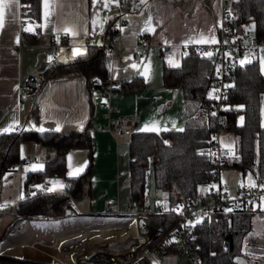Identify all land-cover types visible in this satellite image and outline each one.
Instances as JSON below:
<instances>
[{"label":"trees","instance_id":"obj_1","mask_svg":"<svg viewBox=\"0 0 264 264\" xmlns=\"http://www.w3.org/2000/svg\"><path fill=\"white\" fill-rule=\"evenodd\" d=\"M22 1L27 3L32 24L31 31L22 28L25 30L22 31V39L32 42L39 32L40 0ZM226 6L230 13L228 22L234 33H242L248 29L247 23L254 21L255 37L264 39V0H227ZM114 24V19L104 22L100 32L102 44L88 43L84 54L65 62L55 61L43 70L42 75L50 77L57 72L81 73L89 91L108 81L111 84L109 46L114 39ZM207 54L200 53L190 45L181 51L177 65L162 60V85L181 90L183 122L180 128L155 131L128 129V198L139 206L147 193V172L151 173L152 186L165 192V203H176L185 209L188 202L201 197L197 193L198 184L205 182L216 170L215 163L206 153L211 131L215 127V103L208 93L210 83L215 78V62L212 53L211 56ZM256 57L244 63H234L227 76L230 84L222 100L227 107H219L218 114L224 119V126L234 134L235 149L232 154L225 156L220 167L236 168L240 170L241 176L250 175L254 182H261L264 181V125L260 123V101L264 94V74L259 69ZM91 76L97 79V83H90ZM142 86V77L134 75L107 89L134 91ZM91 110L92 102L89 99V113ZM237 112L242 114L241 122L236 121ZM23 140H30L40 146L43 167L27 169L22 181L23 197L13 207L0 210V240L19 215L27 217L41 214L50 218L63 215L72 206L71 199L64 191L73 198H79L92 167L87 124L83 128L59 131L13 129L0 132V179L4 172L12 170L22 160L19 144ZM75 147L85 149L86 162L78 175L69 177L66 173V154ZM48 176L62 179L64 187L61 191L44 192L41 187H37ZM261 213L260 208L247 206L204 214L192 226L198 264H257L256 259L242 253L241 244L243 236L250 230L252 220ZM175 218L169 211L162 212V229L173 224ZM122 220L115 224L128 221ZM239 255L245 260H234ZM0 258L9 259L1 254ZM0 264L4 263L0 261Z\"/></svg>","mask_w":264,"mask_h":264},{"label":"crops","instance_id":"obj_2","mask_svg":"<svg viewBox=\"0 0 264 264\" xmlns=\"http://www.w3.org/2000/svg\"><path fill=\"white\" fill-rule=\"evenodd\" d=\"M226 1L127 0L120 8L108 6L103 14H98L94 0H48L47 8L44 0H40L39 32L34 41L26 42L22 39V31L30 29L32 24H23L26 26L22 29L18 22L20 4L16 0L14 16L6 13L4 26L0 28V132L6 128L79 129L87 124L92 167L84 199H88L87 210L96 214L94 223L73 222L72 226L65 229L50 227L48 231L34 234L28 242L46 243L45 246L50 247L47 244L56 235L108 226L98 222L115 217L97 215L106 205H111L112 209L124 208L129 194L128 169L121 164L127 165L128 162L129 133L110 132L101 126L122 116V126L130 131L180 128L183 122L181 90L162 85L161 66L162 60L166 59L161 54L180 56L181 51L190 45H214L219 36L218 26ZM46 11L48 16L45 15ZM149 17L151 23L148 30H145V22ZM108 19H114L116 27L110 47L109 79L116 85L139 75L143 79L141 88L134 91L107 89L101 92V88L95 87L89 91L81 73L57 72L50 77L42 75L51 63L68 61L78 56L77 52L79 55L84 54L88 43H99L102 26ZM66 28L68 32L64 31ZM92 28L97 29L98 33L88 36ZM143 36L148 38V45L144 53L133 60L132 52L141 49L139 42ZM202 40L212 42L201 43ZM164 46L167 51L162 53ZM256 59L264 74L261 64L264 59V43L260 45ZM29 74L39 76L40 87L34 95L20 103L18 84ZM89 99L92 102L91 113ZM35 145L34 148L39 152L40 146ZM77 152L76 148L68 150L66 171L75 167L73 158ZM79 158L77 163L80 164L79 168H83L86 155L80 152ZM32 162L29 168H32ZM16 169L3 173L1 178H8L4 184L11 182L10 175L19 172L17 178L22 185L27 168L20 171ZM56 179L62 183L59 176H48L46 181L50 186L49 183ZM57 190L62 188L57 186ZM79 201L77 198V202L67 208L68 211L63 215L48 219L53 221L79 216L80 211L74 209H79ZM113 203L116 205L113 206ZM26 242L22 239L20 243ZM6 245L9 248L12 244ZM170 254H162V259L173 255Z\"/></svg>","mask_w":264,"mask_h":264},{"label":"built area","instance_id":"obj_3","mask_svg":"<svg viewBox=\"0 0 264 264\" xmlns=\"http://www.w3.org/2000/svg\"><path fill=\"white\" fill-rule=\"evenodd\" d=\"M108 2V3H107ZM127 0H94L96 12L103 14L108 6L115 5L117 8L122 7ZM19 18L20 25L30 24L27 3L19 0ZM107 5V6H105ZM122 9V8H121ZM230 13L227 11V6L224 4L222 8V15L218 26L219 36L215 43L217 48L213 51V45H196L194 46L200 53H212L215 62V78L210 83L211 97L215 103V127L210 134V144L206 148L207 155L210 156L216 165V170L211 177L205 180L206 190L200 195L196 201L188 202L185 209H181L176 203L166 205L159 200V198H150L144 195L141 206L134 201L127 198L124 202V208L118 210L112 209L111 205H106L98 216L115 217L116 219H128V221L136 217L139 220L138 231L143 235L142 240L130 241L127 248L119 250H108L106 248H89L88 243H84L81 248L74 251L72 255L69 254L68 248L72 243L65 239L62 248L56 247L52 240L48 246L53 249V252L42 251L47 255V261H22V260H7L0 259L4 264H148L149 256L155 255L158 257L164 253H172L175 257V264H198V257L196 253L195 236L192 230L193 224L199 220L204 214L210 211L236 210L250 206L253 209L260 208L264 213V181L261 182H236L231 187L226 182H223L219 177L220 164L230 154V151L222 148L217 141V125L220 119L218 114L219 104L226 96V88L228 87L227 76L230 74L234 63L239 62L235 53L243 52L248 56V59H253L258 54L261 44L264 39L255 37L253 30H244L242 33H234L228 22ZM116 27H114V32ZM97 29H90L88 36H95ZM99 44H102L100 41ZM140 50L132 52V59H138L148 45V38L143 36L139 42ZM111 45L109 46L110 49ZM185 47L184 49H187ZM167 51L166 46L161 50L162 53ZM55 56V52L53 53ZM90 83H97V79L91 76ZM110 84V83H109ZM40 87V78L35 74H29L18 84V100H27L34 95ZM122 116L114 118L113 121L101 126L104 130L118 133H128V129L122 126ZM32 162L30 156H23L22 160L17 164H23L25 168H29ZM16 164V165H17ZM15 165V167H16ZM250 183H255L256 187H250ZM42 191L46 192L50 186L45 181L41 185ZM61 191V190H56ZM232 191V193H230ZM71 199L72 205L77 202V198H73L67 191H64ZM116 203H113V206ZM0 204V210H2ZM169 211L175 215V221L167 229H162L161 213ZM78 214H83L79 212ZM27 218L34 219H48L47 216L41 214H34L27 217L21 215L17 216L12 222L7 232L18 231L24 226V220ZM124 224V223H122ZM112 224L110 226H103L97 229H86L79 233H97L104 227H113L122 225ZM87 231V232H86ZM252 229L243 236L241 250L242 253L250 258L256 259L257 264H264V234L255 235ZM74 233L68 234L72 235ZM72 236H69L71 238ZM130 236L123 239H129ZM68 240V241H67ZM29 246L34 247V243H29ZM169 248V249H168ZM27 262V263H25Z\"/></svg>","mask_w":264,"mask_h":264},{"label":"rangeland","instance_id":"obj_4","mask_svg":"<svg viewBox=\"0 0 264 264\" xmlns=\"http://www.w3.org/2000/svg\"><path fill=\"white\" fill-rule=\"evenodd\" d=\"M25 26L26 25H22V28H25ZM97 39L99 40L98 37H97ZM213 46H214V48H213V51H214L217 48V46H215V44ZM116 48H118V47H116ZM161 57L165 58L166 62L170 65H177L179 63V59H180V56L177 55V56L172 57L170 55V53L161 54ZM235 57L239 62H241V61L245 62L248 60V56L243 52L235 53ZM112 85L113 84L112 83L109 84V81H108L99 88L102 89L101 92H104L105 90H107V88L110 89V87ZM210 90H211V88L209 87V89H208L209 94H210ZM224 106L227 107V105L220 102L219 107H224ZM220 118H221V116H220ZM241 118H242V114L237 112L236 121L241 122V120H242ZM260 123L262 125H264V94L262 95V98L260 101ZM128 125L130 126L129 123H128ZM224 125H225L224 119L223 120L220 119L218 122V125H217V141L219 142V144L222 148L230 151V154H232L234 152V149H235L234 134L231 130L227 129ZM20 144H19V154L21 155V157L23 158V156H30L31 158H33V162H32L31 167L33 165H38V166L41 165L40 157H42L43 151L41 149H39L40 151L38 152L34 148L35 144L30 140H23ZM35 146H37V145H35ZM75 148H76V151L79 152V155L77 152L76 156L73 158V163H75V167L67 170L66 171L67 173L69 171H73V170L77 171V168L80 171L83 169V168H79L80 164H78L77 162H78V158L80 157V152H82L86 155L85 149L83 147H75ZM121 166L123 168L127 169L126 164H121ZM24 167L25 166L22 163L21 164L19 163L16 165V168H17L16 170L17 171L24 170ZM18 174H19V172H15L14 174L10 175V179H12V180L8 184L3 183L8 178L4 177V178L0 179V204H1L2 208H4V209H7L8 207H13L10 205L15 204L19 198L23 197L22 191H21L22 185L20 184V181L17 178ZM219 177L223 182H226L231 187H233L236 182H241V181H245L246 183L254 182L250 175L241 176L240 170L233 168V167H230V166H221L219 168ZM145 181H146V188H147L146 195L150 198H154V197L159 198V200L161 202L165 203V192L162 190H159V189H155L152 186V178H151L150 172H147ZM87 183H88V181H87ZM87 183H84L82 194L78 198V199H80V201L78 202L79 209L77 207L74 208L75 211L79 210L83 214H80L79 216L73 217V218L70 217V218H66V219H62V220H53V221H50L51 219L27 218L23 222L24 226L22 229H20L18 231L6 232L4 237L0 240L2 242L0 245L1 255L6 256L7 258H9L11 260L14 259V260H22V261H47L48 258L42 251L53 252V250L51 247L45 246L46 243L40 244L36 241L33 242L34 247L29 246V243H31V242H28V241L31 239V237L34 234H36L38 232L48 231L50 229V227H52L53 229H65L68 226H72L73 222H81L82 224L94 223L93 218L96 217V214H93L95 212L92 213L90 210H87L88 209L87 208L88 207L87 206L88 205V199L87 198L84 199V195L86 196ZM49 184H50V186H53V184H51V183H49ZM205 190H206L205 182L199 183L197 186V193L202 194ZM230 193H232V191H230ZM75 211H73V212H75ZM46 220H48V221H46ZM121 221H123V220L116 219V218H109V219L101 220L98 223H100L101 225H111V224H115V223H118ZM103 229H101L100 231H97V234L100 235L101 234L100 232ZM251 229L253 230L252 233L255 235L264 234V213L261 215V218L258 217V218H254L252 220ZM23 236H25L26 238H24ZM22 239L27 240V242L26 243H20ZM68 239H70V238H68ZM107 241L108 240H105L102 238L100 241H98L97 244H104ZM84 243L85 242L81 243L80 245L76 244L73 247L69 246L68 249L72 250V254H73L74 251L81 248V246ZM86 243H88V246H90V244H92V242H90V241L86 242ZM6 244H8V245L12 244V245L9 248H6V246H7ZM93 247H91V248H93ZM170 255H172V254H170ZM163 256L164 255H159L158 257H156L155 255H150L148 264H169L170 262H172V264H175V259H174L173 255L168 256L167 258L165 257V259H162ZM9 259H7V260H9ZM11 260H9V261H11ZM25 263H27V262H25Z\"/></svg>","mask_w":264,"mask_h":264},{"label":"bare ground","instance_id":"obj_5","mask_svg":"<svg viewBox=\"0 0 264 264\" xmlns=\"http://www.w3.org/2000/svg\"><path fill=\"white\" fill-rule=\"evenodd\" d=\"M138 225L139 220L136 217L131 218L129 221L122 225L113 226V227H104V229L100 232L101 234L98 235L97 233H81L80 236H78L79 233H74L72 235H56L52 242L53 244L58 247L62 248L64 246L63 241L69 236H72L69 241L72 243L69 245L70 247L81 244L83 242H92L90 244L89 248H106L108 250H119L121 248H127L130 245V241H138L143 239V235L138 231ZM101 230V229H100ZM99 230V231H100ZM87 232V231H86ZM129 237V239H123L125 237ZM108 240L104 244H97L98 241L101 239ZM67 240V241H68ZM68 252L70 255H72V250L68 249Z\"/></svg>","mask_w":264,"mask_h":264},{"label":"snow or ice","instance_id":"obj_6","mask_svg":"<svg viewBox=\"0 0 264 264\" xmlns=\"http://www.w3.org/2000/svg\"><path fill=\"white\" fill-rule=\"evenodd\" d=\"M15 2L16 0H0V28H2L4 26V22H5V19H6V13H12L13 16H14V12H15ZM45 2V6L46 8L48 7V0H44ZM143 2V0H142ZM107 6V5H105ZM45 15L48 16L49 13L46 11L45 12ZM95 23V22H93ZM151 23V17L148 18V20L145 22V30H148V25ZM26 31H31V29H25ZM65 32H68L69 29H64ZM201 43H206V42H212V41H200ZM77 55H79L80 53L77 52L76 53ZM207 55L211 56V53H208ZM241 63H244V61H241ZM261 64H262V71H264V59H262L261 61ZM211 96V93L209 94ZM243 119V118H241ZM11 129L10 128H6L4 129L5 132L7 131H10ZM39 131H43L44 129H38ZM57 131H59V129L57 128L56 129ZM145 130H148V131H155L156 129H145ZM42 165H33L32 166V169L33 170H37L38 168L42 169ZM79 169L73 173L72 171H69L68 172V176L71 177L73 175H78L79 174ZM54 186L52 188H48L47 191H56L57 190V187L56 186H59V188H63L64 185L58 181V180H54L51 182ZM37 187H42V186H37ZM250 187H256L255 183H250ZM260 187L264 188V185H261ZM264 199V198H262ZM230 211V210H229Z\"/></svg>","mask_w":264,"mask_h":264},{"label":"water","instance_id":"obj_7","mask_svg":"<svg viewBox=\"0 0 264 264\" xmlns=\"http://www.w3.org/2000/svg\"><path fill=\"white\" fill-rule=\"evenodd\" d=\"M247 26H248V29H249V30H254V29H255V23H254V21H249V22L247 23ZM207 56H208V55H207ZM144 192H146V189H145ZM166 205H167V203H166ZM66 211H68V209H66L65 212H66ZM234 260H236L237 262H241V261H244L245 258H244L242 255H239V256H236V257L234 258Z\"/></svg>","mask_w":264,"mask_h":264}]
</instances>
